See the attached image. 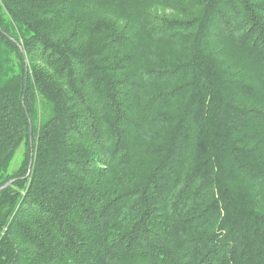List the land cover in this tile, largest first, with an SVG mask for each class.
Instances as JSON below:
<instances>
[{"label": "trees", "instance_id": "obj_1", "mask_svg": "<svg viewBox=\"0 0 264 264\" xmlns=\"http://www.w3.org/2000/svg\"><path fill=\"white\" fill-rule=\"evenodd\" d=\"M10 180L0 264H264V0H0Z\"/></svg>", "mask_w": 264, "mask_h": 264}, {"label": "water", "instance_id": "obj_2", "mask_svg": "<svg viewBox=\"0 0 264 264\" xmlns=\"http://www.w3.org/2000/svg\"><path fill=\"white\" fill-rule=\"evenodd\" d=\"M12 181H13V180H10V181H8L6 184H4L3 186H1V187H0V191H1L2 189H4V188L8 187L9 185H11V184H12Z\"/></svg>", "mask_w": 264, "mask_h": 264}, {"label": "rangeland", "instance_id": "obj_3", "mask_svg": "<svg viewBox=\"0 0 264 264\" xmlns=\"http://www.w3.org/2000/svg\"><path fill=\"white\" fill-rule=\"evenodd\" d=\"M18 165V161H15V163L13 164V167L15 168Z\"/></svg>", "mask_w": 264, "mask_h": 264}]
</instances>
